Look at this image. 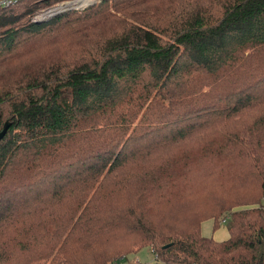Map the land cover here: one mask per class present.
Returning a JSON list of instances; mask_svg holds the SVG:
<instances>
[{
    "label": "trees",
    "instance_id": "16d2710c",
    "mask_svg": "<svg viewBox=\"0 0 264 264\" xmlns=\"http://www.w3.org/2000/svg\"><path fill=\"white\" fill-rule=\"evenodd\" d=\"M69 1L0 9V264H264V0Z\"/></svg>",
    "mask_w": 264,
    "mask_h": 264
},
{
    "label": "rangeland",
    "instance_id": "374dc122",
    "mask_svg": "<svg viewBox=\"0 0 264 264\" xmlns=\"http://www.w3.org/2000/svg\"><path fill=\"white\" fill-rule=\"evenodd\" d=\"M98 1L99 0H79V2H77V0H72V1H69V2H73L71 5H72V8H74V10H72V11H80V10H84V9L88 8L89 6L93 5L94 3L98 2ZM60 4H62V3H59V4L54 5L52 7H49V8L48 7H45V8L41 7V9L39 11H37V14L34 16V18L32 20L36 21V19L39 18V16L43 12L49 10L50 8L56 7V6L60 5ZM69 12H71V11H69ZM69 12H67V13H69ZM50 19H52V18H50ZM50 19H48V20H50ZM48 20H46V21H48ZM213 225H214V221L213 220L205 221L202 224V234L204 236H206V237H211V238H213L216 241H224V240L229 239L230 234H229V231L227 229L226 224L221 223L220 227L217 230L213 229ZM136 258H138V261L141 264H157L155 262L154 255H153L152 250L150 248L142 249L138 253L137 257H133L132 256V257H128V259L122 260V264H130Z\"/></svg>",
    "mask_w": 264,
    "mask_h": 264
},
{
    "label": "water",
    "instance_id": "95a60500",
    "mask_svg": "<svg viewBox=\"0 0 264 264\" xmlns=\"http://www.w3.org/2000/svg\"><path fill=\"white\" fill-rule=\"evenodd\" d=\"M72 10H74V8H72V5H70V4L64 5L62 7H57V8H54L52 11H50L48 16L43 17V18H39V20L36 22H38V23L45 22L46 20H48L50 18H54L56 16L65 14V13L72 11ZM9 128H10V123L5 124L3 130L0 132V141H2L6 137ZM167 247H169V246H167Z\"/></svg>",
    "mask_w": 264,
    "mask_h": 264
},
{
    "label": "built area",
    "instance_id": "2783aa9c",
    "mask_svg": "<svg viewBox=\"0 0 264 264\" xmlns=\"http://www.w3.org/2000/svg\"><path fill=\"white\" fill-rule=\"evenodd\" d=\"M21 1H23V0H0V9L1 8H3V9L9 8V7L13 6V5H16V4L20 3ZM73 2L62 3V4H60V5L56 6V7L50 8L49 10L43 12L39 16V18H43V17L48 16V14L50 13V11H52L54 8L62 7L64 5H68V4L71 5ZM39 18H37L36 21H38Z\"/></svg>",
    "mask_w": 264,
    "mask_h": 264
},
{
    "label": "crops",
    "instance_id": "0c3cea01",
    "mask_svg": "<svg viewBox=\"0 0 264 264\" xmlns=\"http://www.w3.org/2000/svg\"><path fill=\"white\" fill-rule=\"evenodd\" d=\"M219 227H220V226H219ZM219 227H215V224L213 225V229H214V230H217ZM224 241H225V240H224ZM219 242H221V241H219ZM136 257H137V256H136ZM134 261L137 262V263L139 262V261H138V258H136Z\"/></svg>",
    "mask_w": 264,
    "mask_h": 264
},
{
    "label": "bare ground",
    "instance_id": "6f19581e",
    "mask_svg": "<svg viewBox=\"0 0 264 264\" xmlns=\"http://www.w3.org/2000/svg\"><path fill=\"white\" fill-rule=\"evenodd\" d=\"M77 2H79V0H77Z\"/></svg>",
    "mask_w": 264,
    "mask_h": 264
}]
</instances>
